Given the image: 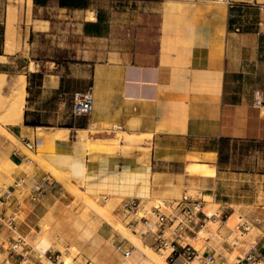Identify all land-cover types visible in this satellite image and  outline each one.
<instances>
[{
	"label": "crops",
	"instance_id": "0c3cea01",
	"mask_svg": "<svg viewBox=\"0 0 264 264\" xmlns=\"http://www.w3.org/2000/svg\"><path fill=\"white\" fill-rule=\"evenodd\" d=\"M8 1L0 0V72L15 76L23 68L27 81L23 119L11 130L33 140L42 128L41 157L85 192L172 200L200 187L221 210L246 192H264V110L254 105V92L264 90V0H17L11 52ZM69 17L78 23L79 57L38 59L34 38L59 36ZM87 88L93 111L74 116L73 94ZM118 131L151 136L150 155L107 153L102 145ZM12 154L17 162L24 157L19 149ZM99 235L132 248L129 256L116 248L125 258L119 264L139 260L134 244L111 228L100 227ZM257 242L264 248V233Z\"/></svg>",
	"mask_w": 264,
	"mask_h": 264
},
{
	"label": "rangeland",
	"instance_id": "374dc122",
	"mask_svg": "<svg viewBox=\"0 0 264 264\" xmlns=\"http://www.w3.org/2000/svg\"><path fill=\"white\" fill-rule=\"evenodd\" d=\"M16 1L17 0L8 1L7 12L8 7L12 3L16 4ZM3 8H5V5H2V9ZM59 26L63 30L59 36H37L34 38V47L36 48L35 55L38 59L48 57L54 58L55 60L71 61L75 59V57H79L78 46L77 49L74 48V44H78L81 40L77 21L69 17L68 20L63 22V25ZM19 72V74H25L23 68H21ZM7 77L10 78L8 74ZM7 92L9 91L6 86L0 87L1 97L7 96V94H9ZM5 118L6 112L0 108V197L4 194V190L8 184H10V191H8V193L11 194V197L8 203L13 205L15 201H17L16 203L21 205L22 209L17 219L19 230L26 235L28 243L33 246V255L41 253L36 247V243L38 239H40L39 236L42 237V234H46L53 242L49 250L59 255V264H65V256L72 257L69 264H119L123 262L125 258L117 251L112 239L107 237L104 238L99 235L100 227L107 226L113 230V236H122L129 239V232L136 233L143 244L156 252L155 254L157 256L164 257L168 264H172L165 257L168 251H160L155 247L152 241L145 239L143 231L146 230V225L140 222L138 226L135 224L131 226L129 221L139 217V215L145 213L146 210L151 209L154 204H158L162 201H174L175 199L167 200L165 197L159 195L143 198L141 199L139 212L135 214L123 208L122 202L125 198L109 195L101 197L91 195L82 189L79 182L73 181L68 173L56 169L51 164L42 166L37 164L36 162H38V160L34 158L33 162H29L32 165L30 167L28 163H25V158L30 155L27 150L33 151V149L28 148L22 142V138L13 133L11 124L4 123ZM38 118L45 123L56 121V117L42 116ZM34 119H36V117ZM62 121L64 120L61 119L58 124H62ZM3 127H7L14 134L15 138L4 136ZM42 130V128H39V136L43 134ZM82 132L88 133V131ZM109 137L115 138L111 140L110 144H107L108 146L102 145L107 153L121 151L126 154H132L139 150L143 158L150 155L152 148L151 136L129 135V139L127 138V134L118 131L109 134ZM122 140H124L123 146L121 145ZM18 143H20L21 146L18 145ZM39 148L41 149L42 146H38V150ZM7 149L11 150L9 154L10 157H12L13 160L15 159L14 161L17 164L21 165L11 168L10 170H12V173H9L10 175L5 172L3 173L4 167L8 166L4 154V151ZM15 149H19L24 153V157L19 159L18 162L15 155L12 154ZM130 151L133 152L127 153ZM32 169L37 170V174L35 173L36 183L34 185H31L29 182L34 172ZM190 171L198 174L201 173V171L196 168H191ZM51 172L55 180L51 179ZM17 182L18 185H16ZM254 182V180H247L245 185L248 187L249 183L256 185ZM257 184H260V182H257ZM257 190L258 189L255 191ZM33 192L41 193L42 201L38 203L32 201L31 197ZM184 193L195 197L200 196L202 204L204 205V210L208 213L222 212L223 219H226V215L228 216L227 218H229L232 213L236 215L235 220L237 223L234 222L233 224L236 225L233 226L232 224L231 226L233 227L229 226V224H227L229 222L227 221L222 222L219 219L211 218L208 219L206 226L201 227L200 230L198 229L199 231H197L196 234L190 233L189 236H186V241L193 243L201 251L205 249L208 244H212L221 249L227 257L233 260L235 255L241 251L242 247L245 246L248 241H255L258 239V236L263 235L264 229L258 227H261V225L264 226V208H260V206H264L263 191L261 195L246 192V194L238 196V201L233 202L229 209L224 210H221L222 204L218 200L210 194L203 193L200 187L188 188ZM184 193L182 195H184ZM182 195L179 198H181ZM4 209V204L1 202L0 198V234L6 240L7 244L10 229L7 224L2 223V220L6 222L3 219ZM164 209L170 211L169 208ZM6 211L8 215L12 213L11 208H8ZM115 220L123 224V230L119 229ZM242 221H247L250 224V228L247 230L238 228V224ZM237 238L241 239V241L238 242L236 247L233 249L225 248L226 245L224 246L223 243L224 239H228L229 242H234ZM134 248V252H137L140 258L132 264H146V259L143 257L144 254L135 244ZM8 254L7 250L4 251L0 249V264H2L4 260H6L5 264H10ZM149 264L157 263L151 261Z\"/></svg>",
	"mask_w": 264,
	"mask_h": 264
},
{
	"label": "built area",
	"instance_id": "2783aa9c",
	"mask_svg": "<svg viewBox=\"0 0 264 264\" xmlns=\"http://www.w3.org/2000/svg\"><path fill=\"white\" fill-rule=\"evenodd\" d=\"M219 3L231 5L232 0H217ZM93 92L92 88L78 90L73 94L72 113L74 116H89L93 111ZM254 105L260 110H264V90L258 89L254 92ZM40 137L36 132L33 140L28 137H22V142L30 149L39 146ZM18 185V182L16 183ZM11 194L5 192L0 198L4 204V213L2 220L3 224L9 226V239L6 240L0 234V249L8 251V260L11 255H19L20 259L10 264H59V255L54 251L47 250L44 253L33 255L34 248L31 246L26 235L19 230L18 214L21 211V205L9 204ZM201 197L184 193L181 198L174 201H162L154 204L151 209L146 210L145 213L139 215L133 220H130V225H138L140 222L146 225V230L143 231L145 235H151L152 242L160 251L167 253L166 259L172 264H176L178 259H181L182 264H264V248L260 247L257 240L248 241L241 251L235 255L231 260L224 252L217 246L208 248L207 246L202 251L193 243L186 241V236L190 233H197L201 227L206 226L208 219H219L222 222L227 221L223 219L222 212H214L209 214L204 210ZM31 200L35 203L41 201L40 193L33 192ZM12 205V206H11ZM141 205V199L133 197L124 199L122 206L127 211L137 214ZM11 208V214H7V209ZM164 208H169L166 211ZM238 228L245 230L250 228L247 221H242L238 224ZM199 229V230H198ZM1 230V227H0ZM129 241L128 238H125ZM241 239L237 238L234 242H229L224 239L223 243L228 244L230 249L236 247ZM116 248L123 250L125 256H129L132 248H125L123 242L117 243ZM229 249L228 247H225ZM44 256V258H43ZM5 261L2 264H5Z\"/></svg>",
	"mask_w": 264,
	"mask_h": 264
},
{
	"label": "bare ground",
	"instance_id": "6f19581e",
	"mask_svg": "<svg viewBox=\"0 0 264 264\" xmlns=\"http://www.w3.org/2000/svg\"><path fill=\"white\" fill-rule=\"evenodd\" d=\"M6 20H7L6 34H5L6 35V49L11 52L14 49V47H15V36H16V30H17L16 29V22H17V5L16 4L12 3L8 7L7 19ZM8 79H12V80H14V82H10ZM25 79H26V77H25L24 74H17L15 76H11L10 78H8L6 73L0 72V87H3L5 85H9V87H7L8 91H9L7 93H9V94H7V96H4V97L0 96V108H2L6 112V118L4 119V121H5L4 123L5 124L20 123L22 121V119H23L25 103H26L25 102V96H26V83H27V81ZM2 95H4V94H2ZM67 132H68V130H60L57 135H63V134H66ZM3 134H4V136L9 137V138L10 137L15 138L14 134L7 127H3ZM57 137H59V136H57ZM17 141H19V140H17ZM18 145L21 146L20 143H18ZM42 149L43 148H41V149L39 148L38 152H34L32 150H30V151L27 150L30 155L25 158V161H26L25 163H28L29 164L28 166L31 167L32 165L29 162L30 161L33 162L34 158H36L38 160V162H39V163L36 162L37 164H40L42 166L49 165L50 163L45 161L40 155V152H41ZM10 152H11L10 149H7V150L4 151V154H5V157H6L5 160H6L7 164H8V166L4 167L3 173L5 172V173H8V174L9 173L11 174L12 173V170H10L11 168L16 167V166H21L20 164H17L12 159V157H10V155H9ZM28 170H29V168H28ZM33 170L34 169H32V171ZM36 172H37V170H34L33 176L30 177V179H29V182L31 183V185L32 184L34 185L36 183V178H35V175L37 174ZM8 191H10V184H8V186L4 190V193L8 192ZM93 204H95V203H93ZM92 206H94V205H92ZM93 208H96V207H93ZM209 214L211 215V214H213V212H209ZM235 216L236 215H234V213H232L229 216V218L227 220V222H229V223H227V224H229V226H231L234 222H236ZM240 217H242V216H240ZM115 222L118 224L119 229L123 230V224H121V222L120 223L117 222L116 220H115ZM234 225H236V224H233V226ZM233 226H231V227H233ZM129 233H127V234L130 235L129 240L133 244H135L137 246V248H139L141 250V252L144 254L143 257L146 259V264H149L151 261H155V263H157V264H168V262L164 259V257L157 256L155 254L156 252H154L150 247H148L145 244H143L141 239H140V237L136 233H131V232H129ZM39 238L40 239H38V242L36 243V247L41 251V253H44L45 251H47L52 246L53 242L51 241V239L46 234H42V237L39 236ZM65 257L66 258L64 259V263L65 264H69V261H71L72 257H70V256H65Z\"/></svg>",
	"mask_w": 264,
	"mask_h": 264
},
{
	"label": "trees",
	"instance_id": "16d2710c",
	"mask_svg": "<svg viewBox=\"0 0 264 264\" xmlns=\"http://www.w3.org/2000/svg\"><path fill=\"white\" fill-rule=\"evenodd\" d=\"M60 3L65 6H79L82 0H60Z\"/></svg>",
	"mask_w": 264,
	"mask_h": 264
}]
</instances>
